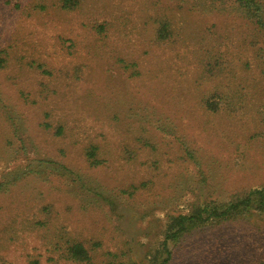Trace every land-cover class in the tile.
<instances>
[{"label":"rangeland","instance_id":"1","mask_svg":"<svg viewBox=\"0 0 264 264\" xmlns=\"http://www.w3.org/2000/svg\"><path fill=\"white\" fill-rule=\"evenodd\" d=\"M64 1L0 0V264H264L257 204L162 254L264 195V0Z\"/></svg>","mask_w":264,"mask_h":264},{"label":"trees","instance_id":"2","mask_svg":"<svg viewBox=\"0 0 264 264\" xmlns=\"http://www.w3.org/2000/svg\"><path fill=\"white\" fill-rule=\"evenodd\" d=\"M68 4V6H66ZM73 0H65L64 8L70 9L73 7ZM261 13L260 8H256L254 16L257 17V24L264 28V23H262L259 14ZM1 61V60H0ZM89 157H94L92 151L88 154ZM95 163V162H94ZM255 197L251 199V197ZM253 204H257L258 208L264 213V195L261 192H254L251 194L250 198L243 200L240 203H229L217 207H209L208 205L200 206L198 209L187 216H178L176 218H171L172 225L171 229L165 235V240L163 243L162 254L166 257L163 263L167 262L170 258V252L168 250V245L176 243L179 237L187 231L194 229L200 223L209 219H223L228 217L230 214L239 212L242 213L245 209L249 211ZM66 257L75 263L87 262L88 254L87 251L80 245L69 246Z\"/></svg>","mask_w":264,"mask_h":264}]
</instances>
